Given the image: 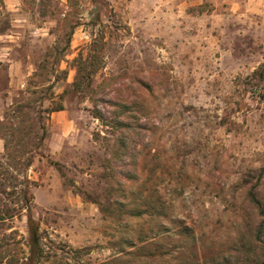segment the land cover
<instances>
[{
	"label": "rangeland",
	"instance_id": "1",
	"mask_svg": "<svg viewBox=\"0 0 264 264\" xmlns=\"http://www.w3.org/2000/svg\"><path fill=\"white\" fill-rule=\"evenodd\" d=\"M0 213V264H263L264 0H0Z\"/></svg>",
	"mask_w": 264,
	"mask_h": 264
},
{
	"label": "trees",
	"instance_id": "2",
	"mask_svg": "<svg viewBox=\"0 0 264 264\" xmlns=\"http://www.w3.org/2000/svg\"><path fill=\"white\" fill-rule=\"evenodd\" d=\"M96 2V1H94ZM257 71H255L253 73L254 78L256 80H259V75L257 76ZM261 78V77H260ZM51 98V97H50ZM28 104L25 103H16L14 107H12V109H10L11 113L13 116L18 117V115H24V110L26 108H29L27 106ZM63 106L60 104L56 107H51V108H47L45 111L47 113V115H49L50 113L54 112V111H59L62 110ZM96 118L100 119L101 116L96 115ZM42 120V119H41ZM41 120H39V123H41L40 126V134L38 135V143L40 145V143L43 142V140L45 139L46 135H47V130L44 126V124L41 122ZM12 126V125H11ZM6 148V155L11 158V159H15L20 157V155H14L13 154V150L10 149L8 147V144L6 143L5 145ZM32 162V157H27L25 159V161L22 164L23 168H28L31 165ZM25 182V189L23 191V199L25 201V208H26V245L28 247V259L30 262H33V260L37 259L38 256H40L41 253V248H40V236L38 233L39 230V226L38 223L36 221V219L33 216L32 210H31V206H30V195L28 194V180L25 178L24 180ZM252 200L256 201L255 195L253 193H250ZM7 218H11L12 216L10 215H5L0 213V220L6 219ZM129 255V254H127ZM264 264V262H263Z\"/></svg>",
	"mask_w": 264,
	"mask_h": 264
}]
</instances>
